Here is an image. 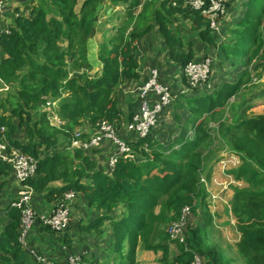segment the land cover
Segmentation results:
<instances>
[{"label":"trees","instance_id":"trees-1","mask_svg":"<svg viewBox=\"0 0 264 264\" xmlns=\"http://www.w3.org/2000/svg\"><path fill=\"white\" fill-rule=\"evenodd\" d=\"M27 4V13L15 16L9 31L0 34V143L7 144V152L17 149L36 160L35 174L21 183L33 191V198L41 195L57 205L73 191L95 214L74 220L71 213V223L60 233L37 221L34 227L52 234L63 246L62 260L48 256L50 260L68 264L70 253H82V264H89L90 246L78 250L75 243L84 242L87 235L101 237L108 224L114 264H138L139 250L160 254L161 264H192L195 254L203 264H226L215 246L206 243L203 226L189 221L185 243L173 240L169 227L180 219L184 207L198 213L207 197L201 178L208 176L227 148L240 159L228 173L243 184L234 187L231 202L240 234L236 250L244 264H264V110L249 113L253 100H246L242 112L223 115L232 99L239 102L244 91L252 90V80L247 67L235 80L217 72L219 65L230 71L247 57L253 61L261 56L264 0H246L245 14L222 43L203 11L210 0L202 9L184 0H32ZM116 6L125 15L114 30L104 31L95 57L93 39L100 13ZM176 22L186 23L213 55L198 59L194 43L173 29ZM155 28L171 60L182 69L192 61L212 58L210 83L214 79L220 84L188 95L178 91L166 111L172 106L185 111L188 120L183 125L187 124L186 130L190 127L186 135L166 143L155 136L157 126L145 138L131 133L125 140L131 156L118 155L107 173L97 159L102 147L68 150L66 146L77 128L88 126L93 133L102 121L114 125L119 135L123 115L119 86L127 82L139 86L149 75V71L145 76L140 73L137 47ZM96 66L99 70L92 73ZM259 69L264 72V60L254 67L255 72ZM48 102L51 111L45 110ZM137 112L128 113V122ZM54 115L60 124L52 123ZM12 174L11 164L0 159L1 191ZM17 197L16 191L0 206V264H32L29 257L36 263L21 241L22 208L12 205ZM120 207L125 212L117 218ZM173 243L176 254L171 252Z\"/></svg>","mask_w":264,"mask_h":264},{"label":"crops","instance_id":"crops-1","mask_svg":"<svg viewBox=\"0 0 264 264\" xmlns=\"http://www.w3.org/2000/svg\"><path fill=\"white\" fill-rule=\"evenodd\" d=\"M32 0H5L4 6L0 10V34L2 32H8L10 26L13 24L15 16H17L20 13H27V8L29 2ZM108 2V0H106ZM244 2L242 4L235 3V7L231 8L230 11L235 12L232 16L228 15L225 19V22L222 26V29L217 31V38L220 40L219 42H225L230 38L229 36L232 34V31L234 28H236V24L240 21V19L245 14L246 10L244 7ZM105 7V6H104ZM120 8L119 6L115 7V10ZM114 11V10H113ZM176 23H184V22H176ZM175 24V23H174ZM186 25V23H184ZM231 24V27L233 28H224V26ZM173 26V25H172ZM187 26V25H186ZM173 29L177 32V30L173 27ZM224 32H228L227 38H223ZM178 34V33H177ZM179 34V36L183 35ZM185 41L186 42H192L194 43L193 51L196 52L197 58L202 59L205 57V54H210V51L207 52V49L202 47L201 42L198 40V38L189 30L188 33L184 34ZM223 36V37H221ZM196 46L201 47L200 50H197ZM211 49V48H210ZM201 53V54H200ZM212 54V52H211ZM210 54V55H211ZM213 55V54H212ZM215 55V54H214ZM137 56L139 58L140 63V73L141 75L145 76V73L150 69H158L161 74V78L170 85L175 91H180L183 87H186L187 84L184 76L183 69L180 67L178 63H175L171 60L168 51L165 48L164 42L160 36V33L158 29H153L150 33H148L144 38H142L137 47ZM220 55H216L215 57L219 59ZM248 58L244 59V62H240L234 69L228 70V66L225 65L226 68H223V65H219L217 67V72L220 74H223L225 79L229 80H235L239 79L240 76L244 73V70L246 67L248 70H252L253 68H250V64ZM99 70V67L96 66L93 71L96 72ZM260 70V69H259ZM258 70V71H259ZM257 71V72H258ZM261 71V70H260ZM262 72V71H261ZM257 74V73H256ZM238 76V77H237ZM237 77V78H236ZM259 81L262 82L264 80V72L261 73V76L259 78ZM219 81V80H218ZM218 81L216 82L213 79V82H211V87H216L218 84ZM264 83V82H263ZM138 86L136 82H127L123 85L119 86L118 94L120 99V108L123 112V115L120 119V125L121 128L119 129L118 133L120 137L123 140H128L131 137V133L128 131L127 126L129 124L127 117L128 113H132L135 111H138L140 109V100L139 97L134 93V90ZM255 87V86H254ZM249 88H253V86H249ZM192 91L187 92L186 95L190 94ZM244 95H249L253 91H244ZM243 97V96H242ZM245 97V96H244ZM257 97V98H256ZM247 100H253L252 102V110L256 112V114L262 113L264 110V90L258 91L257 93L251 94L248 96ZM250 109V110H251ZM249 110V111H250ZM180 115L177 117V115ZM188 120V116H186L185 111L181 110L180 108H176L175 106H172L167 111H165L162 115V119H160V122L158 123L156 127L155 136L160 141L164 142H174L180 137H184L186 135L187 124L183 125L184 121ZM185 128V129H184ZM78 130H82L83 134H92L91 129L88 126H82L77 128ZM190 134V133H189ZM63 145H59V148H62ZM65 146V145H64ZM102 147L100 150L101 152L97 155V159L100 162V168L103 169L105 172L110 173L111 168L109 165V161L112 157H114L117 153V146L111 142V141H104V143L100 146ZM217 163L213 166L212 171L206 176L209 180L214 176L215 173H217L218 168ZM219 172V171H218ZM210 182V181H209ZM238 185H243L242 182H238ZM60 184H57L56 186H59ZM210 186L214 188L212 183L210 182ZM22 189L21 183L15 178L14 173L11 177L7 179V181L4 183V187L2 191L0 192V206L6 205L8 200H10L12 197H14V194L17 191V195H19L20 190ZM233 189V188H232ZM232 190L229 191L226 196L228 198L232 195ZM207 194V192H206ZM224 194L222 197L225 196ZM208 196V194H207ZM34 202L32 203L33 208L37 209L40 213H48L51 212L55 206L56 202L47 203L45 200H43L41 195H35L33 198ZM211 202L209 201L208 197L204 198L201 201L200 210H198L197 214L191 213L188 217V220L190 223L191 220L194 221V224L203 226L204 228L210 227V230H212L215 235L218 236V244L215 246L217 255L222 256L223 260L226 264L229 263V257L226 256V254H223L222 250H229L231 253L230 255H234V251H236V244L240 240V234L237 231L236 228V221L234 222L230 216L232 215V210L229 208V206L225 205L224 203H219V210H217L216 214L218 218H220V215H222L223 219L216 220L214 219V214L211 213L210 206ZM212 207V206H211ZM124 207L118 208L115 215L118 217L122 216L124 214ZM71 213L73 215V219H78L79 217H82L85 215L86 217H94L95 214L91 213L86 205V203L81 200L80 198H76L72 204H71ZM108 227L110 236V241L112 243L113 241V234L112 231L109 228V225H106ZM26 240H24L25 245L28 248V251L30 254H38L41 256H46L47 258H56V260L61 261L63 258V246H61L60 243H58L56 240H54V236L50 233L41 231L38 229V227H32L31 231H29L28 236H26ZM84 242H81L79 239H77V242L75 243V247L79 249L85 248L88 244L90 246L89 256L92 261H90L89 264H110V261L113 259V254L111 251H107L106 244L102 240L101 237L97 235H87L84 236ZM37 242L39 244L37 245ZM226 245V247L224 246ZM74 247V248H75ZM106 250V251H105ZM85 251V250H84ZM87 252V250H86ZM171 252L173 254L177 253V247L173 243L171 245ZM67 253L69 251L67 250ZM75 253V252H74ZM85 253V252H84ZM87 254V253H86ZM238 254V253H237ZM73 254H69L71 256ZM34 256V255H33ZM50 256V257H48ZM160 254H156L154 252L145 251V250H139L138 252V264H161L160 260ZM32 264H40L37 260L35 261L29 257ZM35 259V258H34ZM233 260V258H232ZM228 262V263H227ZM232 262V261H231ZM241 264V263H240Z\"/></svg>","mask_w":264,"mask_h":264},{"label":"built area","instance_id":"built-area-1","mask_svg":"<svg viewBox=\"0 0 264 264\" xmlns=\"http://www.w3.org/2000/svg\"><path fill=\"white\" fill-rule=\"evenodd\" d=\"M5 0H0V10L4 6ZM187 4L195 9H202L205 6V0H184ZM230 0H210V7L203 9L204 13L211 18V26L214 30L218 31V23L221 17L228 14V2ZM213 59L205 58L200 61L190 62L184 69V76L187 82L186 87L180 91L184 94L195 89H210L211 83L209 76L211 73ZM140 98V109L134 114L133 119L129 122L127 129L130 133L135 134L136 137L145 138L159 123L161 116L166 109L172 104L173 100L177 97L176 92L170 85L163 83L161 74L158 69H150L149 75L146 76L145 81L137 86L134 90ZM51 103L48 102L47 107ZM54 117H56L54 115ZM104 141H111L117 146V153L109 161L110 168L112 169L118 155L126 157L131 156L130 147L127 142L117 134L114 125L102 121L97 124L95 131L89 137H84L82 131H76L72 136L70 143L66 148L74 150L76 148H83L85 150L101 146ZM7 150V144L0 143V159L9 162L15 178L23 183L31 178L36 171L37 162L31 156L22 153L17 149ZM240 164L239 157L230 152L223 153L219 161L223 169L227 172L229 169L235 168ZM201 183H206L204 176L201 178ZM216 183V181H215ZM76 199V194L69 191L65 194L64 199L59 202L55 208L48 213L37 212L32 205L33 191L26 185L22 184V189L15 201L12 202L13 206L22 208L21 220V241L23 243L31 228L37 223L42 222L44 225L50 227L55 232H63L71 223V204ZM191 214L189 207H184L180 219L171 224L169 233L173 240L178 243H185L186 229L189 224L188 217ZM82 254H73L68 257V264H82ZM84 255V254H83ZM35 259L40 264H54L46 256L34 254ZM192 264H203L202 258L195 254Z\"/></svg>","mask_w":264,"mask_h":264},{"label":"rangeland","instance_id":"rangeland-1","mask_svg":"<svg viewBox=\"0 0 264 264\" xmlns=\"http://www.w3.org/2000/svg\"><path fill=\"white\" fill-rule=\"evenodd\" d=\"M244 1L245 0H234V2H233V0H231L230 3H229V7L230 8H234L236 2H237V5L238 4L240 5ZM119 7L120 8H118L117 10L114 9V11L113 10H108L107 12H105V10H102L101 13H100V16H99V19H98V23H97V28H96L97 29V33H96V35H95V37L93 39V44H94L93 54H94L95 57L97 56V53H98V49H99L98 46L103 40L104 31L105 30H112V29L114 30V27L121 23V21H122L121 17H124V15H125V10L121 6H119ZM233 14H235V12L233 13V11L229 10L227 15H225V16L220 18L219 23L217 25L219 30H221L223 24L226 23L225 19L227 18V16L228 15L232 16ZM118 15H120V16L118 17ZM173 27L177 30L178 34H182V33L186 34V33L189 32V27L186 26L184 23H175V24H173ZM226 27L227 28H233V27H231V24L230 25L228 24L227 26H224L223 29L226 28ZM223 36H221V37L227 38L228 32H224ZM262 36L264 38V27H263ZM196 48H197V50L201 49V47H199V46H196ZM222 58H224V57H222ZM247 58H248L249 61H247V59H246V61L249 62L250 68H253L252 70H250V75L248 76V78L252 80L250 82V86H253V88H252L253 92L251 94H254V93H257L258 91H263L264 90V83H263L264 80L262 82L259 81L260 79H263L262 77L259 78L261 76L262 72L260 70L258 72L254 71V67H256L260 62H262L264 60V51L261 53L260 57L255 58L253 61L250 60V57H247ZM214 60H215V57H214ZM237 64H238V62H237ZM223 68H226V67L223 66ZM93 72L94 71H92V73ZM213 76L214 75H212V72H211L210 76H209V80L210 81L213 78ZM176 92H178V91H176ZM251 94L250 93H249V95L246 94L245 97H243L239 102H237V98H235L233 101L230 102V104H228V107L226 108V110H225L223 115H225V114L230 115L234 111H238L240 109H241V112H242L244 110V109H242V104H243V102H245L248 99V96H250ZM241 96H244V95H241ZM252 109H254V108H252ZM252 109L249 111V113L258 112V110L256 111V109L255 110H252ZM45 110L51 111V108L46 106ZM51 121H52L53 124H60L61 123V121L57 117L52 118ZM212 127L214 129H216L217 128V124L213 123ZM76 131H80V130L76 129ZM215 136H216V138H218V132L217 131H215ZM217 144H218V142H217ZM223 150H224V148L222 149V151ZM223 153L228 154L229 150L226 148L223 151ZM223 153H221V154H223ZM216 168H218L219 172L217 171V173H215L214 176L210 180L208 178H206V176H204L206 183L203 184L205 189H206V192L208 194L207 197H208L209 201L211 202L210 206H208V207H210L211 213L214 214L215 222H216V220L219 221V219H223L222 215H220V218H218V216L216 214V212H217V210H219V206H220L218 204L219 203H224L226 206L228 205L229 208L231 209V202H232V198H233L234 193H235L234 187H240L241 186V184L238 185V183L235 181V179L233 178L232 175H229L230 173H228L225 169H223L222 165H219V163H218ZM229 170H231V169H229ZM209 181L212 183V185L214 186L215 189H213L210 186V182ZM215 181H216V183H215ZM231 190H232V193L230 192V194H232V195L228 198V196H226L225 194H227ZM223 194L225 195L224 197H222ZM230 218H232L234 222L236 221V224H237L238 220L233 215V213L230 216ZM191 221H192L191 223L194 224V221L193 220H191ZM104 230L105 231L102 234L101 238L104 241V243H107L106 244V246H107L106 250L107 251H112V243L109 242L111 234H109V232L106 233L108 231V227L107 226L105 227ZM204 230H205L204 233H205L206 243L211 245V247L216 246L218 244V236H214L215 233L212 230H210V227H206V228H204ZM26 238H25V240H26ZM38 244H39V242H37V245ZM224 246L226 247V245H224ZM222 252H223V254H226L227 257H229L228 258L229 259L228 260L229 263L227 262L228 264H240V263L244 264L242 262L240 256L236 253V251H234V255L233 256L230 255L231 253H229L230 251L228 249L227 250H222ZM80 254H82V253H80ZM232 258H233V260H232ZM202 261H203V258H202ZM116 262H117V259H116V257L113 256V259L110 261V264H114ZM203 263H204V261H203Z\"/></svg>","mask_w":264,"mask_h":264},{"label":"clouds","instance_id":"clouds-1","mask_svg":"<svg viewBox=\"0 0 264 264\" xmlns=\"http://www.w3.org/2000/svg\"><path fill=\"white\" fill-rule=\"evenodd\" d=\"M233 100H234V99H232V101H233ZM221 157H222V154H221ZM219 161H220V160H219ZM218 163H219V162H218ZM218 163H217V164H218ZM235 168H236V167H235ZM228 171H229V170H228ZM229 175H231V174H229Z\"/></svg>","mask_w":264,"mask_h":264}]
</instances>
